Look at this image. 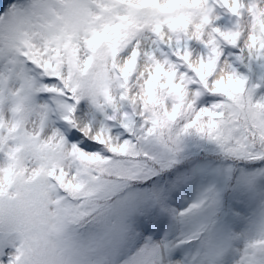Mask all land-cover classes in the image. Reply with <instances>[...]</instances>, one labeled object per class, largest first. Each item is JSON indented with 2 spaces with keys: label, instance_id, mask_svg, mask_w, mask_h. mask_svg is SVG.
<instances>
[{
  "label": "rangeland",
  "instance_id": "obj_1",
  "mask_svg": "<svg viewBox=\"0 0 264 264\" xmlns=\"http://www.w3.org/2000/svg\"><path fill=\"white\" fill-rule=\"evenodd\" d=\"M92 1L20 0L10 3L5 10L6 16L2 14L0 38L8 36L12 40L24 39L36 62L48 72L54 71L59 63L58 68L64 69L62 78L67 87L70 78L68 72L73 75L74 80L93 78L94 76L80 73L88 60L81 49L80 38H86L87 30L92 28L86 21L89 12L87 8ZM123 2L126 4L132 0ZM92 16L95 17L96 14ZM110 46L107 37L104 46L95 52L90 71L99 69L103 63L102 57L107 56ZM55 47L61 51L57 61L54 59ZM20 48L21 51L28 49L24 44ZM18 56L16 50L11 59ZM118 60V64L122 65L123 59ZM2 62L3 59H0V63ZM228 67L226 62H221L212 79L226 76ZM106 68L108 72L112 71V66L107 64ZM147 72V66L141 62L137 77ZM108 79L114 80V76ZM99 89L100 83L89 84L88 89L75 88L78 103L73 105V109L76 114L73 116L71 111L69 116L74 121L72 127L83 129L87 135V125L91 123L95 125L93 134L104 131L103 139L108 140V131L103 122L105 113L98 101ZM131 95L136 98L135 86ZM29 102L31 106L28 109L22 107L20 113V135H12L19 141L16 155L10 153V156H0V264H100L104 259H98L96 253H101L102 246V252L108 259L110 255L113 257L108 264H264V168L255 167L259 162L254 164L242 160L251 145H254L252 153H255L256 145H259L257 149L264 151L261 146L264 136L259 135L264 134V128L258 126L248 108L233 106L227 109L228 118L226 110L225 117L227 122L237 120L242 123L243 118L250 116L253 128L243 129V139L247 140V145L243 148L235 143L231 127L226 123L222 127V141L212 146L214 150L211 151V156L215 158L200 159L196 150L190 151L196 145V140L184 134L178 135V124L171 133L165 130L154 137L144 138L151 147L146 151L142 146L146 159L142 165L140 159L143 157L131 156L134 153L133 146L123 153L116 152L121 154L119 160H98L104 163L105 172L108 173H103L107 179L98 180L93 174L97 169L88 165L85 160L81 161L86 169L84 178L78 175H82L83 169L78 170V173L71 170L66 158L68 149L61 145V135L42 118V102L36 105L32 99ZM80 102L85 103L84 112L78 110ZM136 108L138 111L139 103ZM234 112L236 116L231 119ZM17 115L11 114L7 109L2 112L1 143L10 140L4 128L14 130L18 127ZM1 125H4L2 130ZM229 136L230 142L227 141ZM201 138L205 141L204 144L213 142V137ZM137 139L143 145L144 141L139 137ZM111 143L117 148L122 146L117 142L116 135L112 136ZM129 155L131 157H127ZM133 160L137 164L127 163ZM49 167L56 170L55 177L60 179L72 197L83 199L82 205L76 204L68 214L77 213L75 217L91 219L101 229L98 239L84 245L79 255L75 251L64 253L50 238L51 228L54 227L53 218L58 212L57 209L50 208V197L44 184V176ZM176 169L185 171L169 182L168 174ZM153 171L158 175L155 179L151 178L154 175L150 172ZM228 173H232V176ZM122 178L130 180L122 185L118 181ZM160 178L166 180L164 186ZM146 181L151 183L148 193L145 190H131L120 197L116 196L117 189L137 187ZM189 184L192 185L189 195L181 193L177 199H170L169 194L177 190L179 185ZM95 201L105 204L104 214L102 207H99V214L97 213ZM149 205L153 207L150 208L152 215L149 214ZM136 213L145 215L153 226L160 221L162 227L157 228L158 230L155 228L152 237L143 234L134 220ZM217 213L219 215L214 222L209 224L210 218ZM130 217L132 220L128 222L134 223L133 225L126 221ZM19 229L23 231L19 232ZM201 231L204 234L192 253L184 255L187 248L183 243L197 238ZM16 232L24 238V245L23 249L14 252V242L20 238ZM179 242L181 243L176 245ZM108 246H112L113 250L110 251ZM57 253L60 254L59 257Z\"/></svg>",
  "mask_w": 264,
  "mask_h": 264
},
{
  "label": "snow or ice",
  "instance_id": "obj_2",
  "mask_svg": "<svg viewBox=\"0 0 264 264\" xmlns=\"http://www.w3.org/2000/svg\"><path fill=\"white\" fill-rule=\"evenodd\" d=\"M11 2L2 0L0 12ZM132 6L148 10V14L137 23L123 17L127 23L112 26L121 33L117 45L109 47L99 69L89 70L92 57L81 69L97 78L100 94L109 105L105 112L109 139H103L104 131L93 134L95 125L91 123L87 135L83 129L72 127V116H64V123L55 125L64 146H71L74 159H109L110 154L123 153L135 145L137 137L144 141L142 146L147 151L151 144L145 137L165 130L171 133L178 124V135L218 137L227 123L226 109L233 106L247 107L258 126L264 128V0H132ZM121 58L122 65L116 63ZM141 62L148 72L137 77ZM221 62L229 65L227 75L213 80ZM108 63L111 72L107 71ZM63 71L61 68L59 75L49 76L42 83L56 90ZM113 76L114 80L108 79ZM77 87L88 89L89 82L74 80L70 73L68 89ZM41 98L47 100L48 96ZM78 110H86L84 102L79 103ZM71 111L74 116L76 110ZM113 135L120 148L111 143ZM255 167L264 168V161ZM184 171L169 173L168 181ZM191 187L179 185L169 194L170 199H177L181 193L189 195ZM137 223L144 234L150 233L143 219ZM155 227L161 228L162 223L157 221Z\"/></svg>",
  "mask_w": 264,
  "mask_h": 264
},
{
  "label": "trees",
  "instance_id": "obj_3",
  "mask_svg": "<svg viewBox=\"0 0 264 264\" xmlns=\"http://www.w3.org/2000/svg\"><path fill=\"white\" fill-rule=\"evenodd\" d=\"M239 114L241 115V112ZM228 116H229V113L227 110L226 118H228ZM232 116L233 117H231V119L235 118L236 112H234ZM227 124L229 127H231V133L233 134V137L235 138L234 140L235 143L238 144L241 148L245 147L247 145V140L243 139V137L245 136L243 133V129L248 130L249 127L253 128L252 122L250 121V116L248 115L246 118H243L242 123H239L237 122V120H234L232 122L228 121ZM259 135L264 136V134H259ZM186 136H188L189 138L195 139L197 142L196 145L192 147V150L190 151L196 150L199 153L196 155L200 159L209 160L210 158H215L211 156L212 155L211 151L214 150L212 146L215 145L216 142L222 141V138L224 136V131L221 130V134L218 137H213V142L209 141V144H204L205 141L200 136H197L195 133H192L191 135H186ZM230 140L231 138L229 136V139H227V141L230 142ZM197 146L199 147L197 148ZM261 146L264 147V142L261 143ZM258 147L259 145H256L255 146L256 151L255 153H252L251 151L254 149V145H251L248 148V154L245 155L244 159L242 160L248 163H254V164H257V162H260V161H264V151L261 152V149L260 150L257 149ZM186 148L190 149L189 147H186ZM135 151H136V154L142 155L143 158L145 157V153L142 150V145L138 141H136ZM110 155L113 156V158H111L110 160H119L118 157L121 156V154H118V153H112ZM178 155L182 156V154H178ZM254 156H256L255 159H254ZM128 157H130V155ZM85 161L87 162L88 165L97 169V173L100 177L107 179V177L104 175L105 173L108 174L107 172H105L106 168L104 166V163H101L99 161L98 163L93 162V161L90 162V161H87L86 159ZM46 174L44 176V182H45L44 184H45L46 190L50 191L52 187L50 183L46 182ZM55 182L56 183L58 182V186L61 189H65V187L63 188L61 186L60 179L56 180ZM123 191L124 190H120V192H123ZM77 200H80L82 202L81 198H77ZM94 203L97 208V213L99 214V207H102L103 208L102 213L104 214L105 204L101 201H95ZM85 206H89V205H85ZM76 214L77 213H75L74 215L64 214V215H60L59 217L53 218L55 222H54V227L51 228L50 238L66 254L67 252H70V251H75L79 254L83 250L84 245L86 244V236L90 235L92 237V240H95L96 231L98 230V226H97L98 224H95L91 219H82L81 217L80 218L75 217ZM128 224L133 225L134 223L128 222ZM57 255L59 257L60 254L57 253Z\"/></svg>",
  "mask_w": 264,
  "mask_h": 264
}]
</instances>
